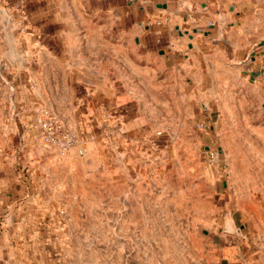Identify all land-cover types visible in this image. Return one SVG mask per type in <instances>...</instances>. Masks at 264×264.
I'll return each mask as SVG.
<instances>
[{
  "label": "crops",
  "instance_id": "obj_1",
  "mask_svg": "<svg viewBox=\"0 0 264 264\" xmlns=\"http://www.w3.org/2000/svg\"><path fill=\"white\" fill-rule=\"evenodd\" d=\"M228 7L227 0H0V264H63L65 221L55 201L83 162L47 158L33 127L40 108L104 149L133 146L152 120L183 114L172 102L186 104L189 116L209 114L203 105H214L223 68L255 67L249 77L264 85V57L246 62L264 42L235 40Z\"/></svg>",
  "mask_w": 264,
  "mask_h": 264
},
{
  "label": "rangeland",
  "instance_id": "obj_2",
  "mask_svg": "<svg viewBox=\"0 0 264 264\" xmlns=\"http://www.w3.org/2000/svg\"><path fill=\"white\" fill-rule=\"evenodd\" d=\"M227 3L234 39L264 42V0ZM249 76L223 68L203 117L172 102L184 113L152 120L133 146L89 138L84 156L73 153L82 168L55 201L63 264H264V85ZM207 146L216 162L203 159Z\"/></svg>",
  "mask_w": 264,
  "mask_h": 264
},
{
  "label": "built area",
  "instance_id": "obj_3",
  "mask_svg": "<svg viewBox=\"0 0 264 264\" xmlns=\"http://www.w3.org/2000/svg\"><path fill=\"white\" fill-rule=\"evenodd\" d=\"M261 57H264V44L255 45L247 54L246 62L250 63L253 58ZM247 67L250 74L255 71L254 67ZM33 127L37 129L42 143L54 153V158L58 163L69 159L75 151L80 156H84L87 152L83 138L70 129L58 113L49 107H42L38 110V117ZM200 127L203 128L205 125L201 124ZM218 154V150L207 146L203 153V159L209 163L216 162Z\"/></svg>",
  "mask_w": 264,
  "mask_h": 264
}]
</instances>
